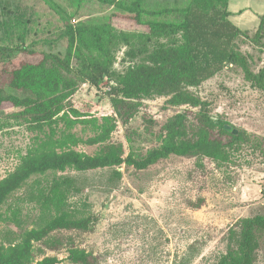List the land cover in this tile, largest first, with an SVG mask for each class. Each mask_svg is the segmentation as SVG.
Returning <instances> with one entry per match:
<instances>
[{
	"label": "trees",
	"instance_id": "16d2710c",
	"mask_svg": "<svg viewBox=\"0 0 264 264\" xmlns=\"http://www.w3.org/2000/svg\"><path fill=\"white\" fill-rule=\"evenodd\" d=\"M72 1L77 9L82 0ZM102 1L148 30L116 29L111 15L71 23L73 15L59 10L64 21L60 36L67 40L63 53L37 51L24 42L0 43V107L20 108L15 117L35 133L14 169L0 179V264H58L60 259L45 251L62 244L52 233L89 231L95 226L97 216L89 205L70 206L68 196L76 185L72 177L57 176L58 172L111 168L113 177L120 179L123 164L141 170L170 155L192 157L200 168L204 159L218 167L228 164L246 133L213 116L209 102L190 87L200 86L230 65L241 70L251 88L264 92V63L256 69L253 57L238 45L243 37L264 47V13L251 35L231 20L230 0H187L181 6L157 9L147 8L143 0ZM121 46L128 62L117 71L116 51ZM20 54L40 57L13 66ZM103 81L109 83L112 112L98 116L70 101L81 84L99 87ZM154 96H166L168 105L197 111L188 109L170 117L157 147L124 155L123 144L112 140L118 121L127 123L142 100ZM77 126L89 133H77ZM80 144L97 145L98 150L88 154L76 149ZM48 171L55 176L46 184L37 180L25 196L38 210L34 226L2 233V224L21 226L22 221L17 206L9 214L2 206L33 175ZM225 241L224 252L213 264H255L264 245V213L237 219L228 227ZM66 250L72 264H97L84 248L69 244Z\"/></svg>",
	"mask_w": 264,
	"mask_h": 264
},
{
	"label": "rangeland",
	"instance_id": "374dc122",
	"mask_svg": "<svg viewBox=\"0 0 264 264\" xmlns=\"http://www.w3.org/2000/svg\"><path fill=\"white\" fill-rule=\"evenodd\" d=\"M143 1L147 8L157 9L181 6L187 0ZM245 8L258 13L264 8V0H232L230 9L234 13ZM59 10L73 15L71 23L111 15L116 29L148 30L102 0H82L77 9L72 0H0V43L24 42L37 51L63 53L67 40L60 36L64 21ZM232 19L252 35L259 17L252 14ZM238 45L253 57L256 69L263 65L264 47L243 37ZM124 51L123 46L116 51L117 71L127 65ZM39 57L20 54L13 66L22 61L35 62ZM108 86L105 81L99 87L81 84L70 101L98 116L110 113ZM190 90L209 102L213 116H221L245 131L241 146L232 152V161L218 167L204 159L200 168L192 157L170 155L141 170L123 164L119 168L120 179L113 177L111 168L58 172L57 176L72 177L76 185L68 196L70 206L86 203L97 216L89 231L62 229L52 233L62 244L45 251L56 255L58 264H72L67 259L69 244L91 252L97 264H213L225 250L228 227L240 217L264 213V92L251 88L241 70L230 65ZM17 94L23 96L21 92ZM166 99H144L127 123L118 121L112 140L123 144L124 155H140L157 147L170 117L188 109L197 111L187 105H168ZM18 111L20 108L10 104L0 107V179L14 169L35 135L21 117H15ZM75 131L81 135L89 133H84L81 126ZM76 149L93 154L98 146L80 144ZM53 176L50 171L33 175L8 198L2 210L9 214L17 206L22 221L21 226L2 224V233L8 228L19 233L34 226L38 210L25 196L37 180L46 184ZM255 264H264V245Z\"/></svg>",
	"mask_w": 264,
	"mask_h": 264
},
{
	"label": "crops",
	"instance_id": "0c3cea01",
	"mask_svg": "<svg viewBox=\"0 0 264 264\" xmlns=\"http://www.w3.org/2000/svg\"><path fill=\"white\" fill-rule=\"evenodd\" d=\"M231 4H232V0L229 1V9L231 8ZM232 11V15H231V20L233 21V17H251V15L253 14L254 17H259V15L264 13V8L261 9V11H259L257 13V11L254 10H249L247 8H245V10L242 12L240 11L239 13H234V11L232 9H230ZM255 12V13H253ZM259 20V19H258ZM258 20L255 21V23H258ZM234 22V21H233ZM238 26V25H237ZM256 27V26H255ZM241 28V27H240ZM242 29V28H241ZM243 30H247V28L243 27Z\"/></svg>",
	"mask_w": 264,
	"mask_h": 264
},
{
	"label": "built area",
	"instance_id": "2783aa9c",
	"mask_svg": "<svg viewBox=\"0 0 264 264\" xmlns=\"http://www.w3.org/2000/svg\"><path fill=\"white\" fill-rule=\"evenodd\" d=\"M109 88H110V87L108 86L107 90H109Z\"/></svg>",
	"mask_w": 264,
	"mask_h": 264
},
{
	"label": "water",
	"instance_id": "95a60500",
	"mask_svg": "<svg viewBox=\"0 0 264 264\" xmlns=\"http://www.w3.org/2000/svg\"><path fill=\"white\" fill-rule=\"evenodd\" d=\"M228 128H229V126H227ZM234 131H236V130H234Z\"/></svg>",
	"mask_w": 264,
	"mask_h": 264
}]
</instances>
